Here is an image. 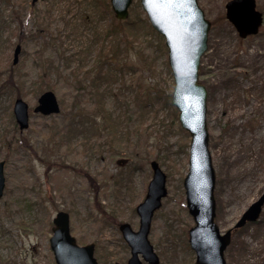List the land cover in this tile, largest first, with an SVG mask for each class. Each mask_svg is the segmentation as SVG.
<instances>
[{
  "label": "rangeland",
  "instance_id": "1",
  "mask_svg": "<svg viewBox=\"0 0 264 264\" xmlns=\"http://www.w3.org/2000/svg\"><path fill=\"white\" fill-rule=\"evenodd\" d=\"M36 1L0 0V160L6 183L0 264H56L49 238L60 210L69 213L78 244H98L109 264L126 262L130 252L118 226L126 221L138 228L133 210L144 199L154 159L167 176V194L152 218L148 241L159 264H195L187 239L194 221L182 186L190 135L180 127L175 107L161 102L174 81L164 39L148 27L140 1L132 0L121 20L127 26L117 23V44L110 50L106 41L111 66H105L110 77L103 96L100 68L93 66V35L95 26H109L102 16L106 8L101 9L107 0ZM227 1L197 0L212 25L199 79L207 89L220 233L232 228L264 188V21L258 33L240 38L225 18ZM255 2L264 15V0ZM17 45L21 50L13 65ZM97 82L108 121L97 111ZM46 89L57 96L59 112L43 117L31 111L28 127L15 128L13 100L20 97L34 108ZM224 259L264 264V206L258 221L232 234Z\"/></svg>",
  "mask_w": 264,
  "mask_h": 264
},
{
  "label": "water",
  "instance_id": "2",
  "mask_svg": "<svg viewBox=\"0 0 264 264\" xmlns=\"http://www.w3.org/2000/svg\"><path fill=\"white\" fill-rule=\"evenodd\" d=\"M35 3L36 0H30ZM132 0H110L115 18L127 19L128 6ZM226 19L234 26L240 38L255 35L262 25V13L255 0H228L225 2ZM151 27L164 38L168 65L174 80L171 105L178 112V122L190 135L188 169L182 181L186 207L193 218L189 227L188 245L194 251L195 264H225L224 251L230 244L232 230L260 217L264 205V188L233 225L220 233L215 223V174L209 151V132L206 121L207 89L199 83V64L207 49V33L210 22L206 19L197 0H140ZM20 46L13 50L12 63H16ZM13 116L20 130L28 125L26 102L17 98L13 103ZM59 110L56 96L51 91L38 98L34 112L43 116L56 114ZM4 162L0 161V197L4 188ZM152 174L147 184L144 200L136 206L139 225L133 231L128 223L119 225L124 242L129 246L127 264L145 262L159 264V257L148 241L152 217L161 206L167 193L166 176L156 160L150 162ZM49 245L56 264H98L94 257V244L79 245L70 233L69 214L57 212L52 218Z\"/></svg>",
  "mask_w": 264,
  "mask_h": 264
},
{
  "label": "trees",
  "instance_id": "3",
  "mask_svg": "<svg viewBox=\"0 0 264 264\" xmlns=\"http://www.w3.org/2000/svg\"><path fill=\"white\" fill-rule=\"evenodd\" d=\"M102 2H103V3H101L102 12H104L105 8H106V11H105V13L102 14V16H104V17L107 16L110 19V22H109V26L107 27L106 30H102L101 28L98 29V28H96V26L94 28L95 31H94L93 37L95 40V47L97 46V50H96L97 52L93 58V62H94L93 66L100 68V70L97 73H98V75H101L102 94L104 96L107 88L109 87V83L107 82V79H108V77H110V72L105 71L106 70L105 66H108V65L111 66V61L107 60V55L104 54V52H105L104 49L107 48L106 41L107 40L110 41V43H111L110 50H111L112 47L117 44V41L119 39L118 34L121 31V29H118L117 23L121 22L123 26H124V24L127 26V24H126V21H120L117 18L113 17V14H112V11L110 8V4H109V0L102 1ZM132 13H133V8L130 9L129 16H132ZM144 17H145V21L148 24V27L150 28V30L155 32V30H153V28H151L149 23L147 22V17L145 15H144ZM131 22H132V20H130L128 22V25H130ZM122 29L125 30L124 28H122ZM155 35L158 36V38L161 37L156 32H155ZM98 40H101V42L99 43L100 44L99 47H98ZM162 47L164 48L163 44H162ZM167 69H169V68L167 67ZM169 73L171 75L170 69H169ZM2 80H3V77L0 75V86H2ZM6 81H8V80H6ZM93 91H94L93 94H95V99H96V102H97L98 107H99V110H97L98 114L101 113L102 114L101 116L104 119L106 118L107 121L110 120V115H108L106 108L102 104L103 97L100 93V84L98 82L96 83V87L94 88ZM170 94H171V91H170ZM170 94L167 95L164 93L162 95V98H161V102L165 105L167 104L169 107H171L170 101H169ZM97 247H98V244H96V249H97ZM96 254H97L99 259H102V262H100V264H109L108 263L109 260L106 258V256H104V253L97 251Z\"/></svg>",
  "mask_w": 264,
  "mask_h": 264
},
{
  "label": "flooded vegetation",
  "instance_id": "4",
  "mask_svg": "<svg viewBox=\"0 0 264 264\" xmlns=\"http://www.w3.org/2000/svg\"><path fill=\"white\" fill-rule=\"evenodd\" d=\"M262 14H263V13H262ZM263 16H264V15H263ZM20 131H21V130H20ZM257 221H258V220H257ZM247 224H253V223H246L245 225H247ZM245 225H242V227H244ZM242 227H241L240 229H242ZM240 229H238V230H240ZM126 262H127V259H126ZM126 262L123 261L124 264H127ZM123 263H122V264H123ZM143 264H144V263H143Z\"/></svg>",
  "mask_w": 264,
  "mask_h": 264
}]
</instances>
